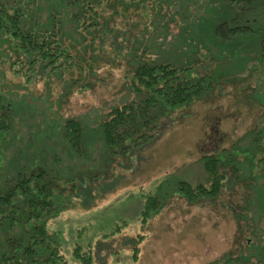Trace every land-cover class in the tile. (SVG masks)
Segmentation results:
<instances>
[{
	"label": "rangeland",
	"instance_id": "374dc122",
	"mask_svg": "<svg viewBox=\"0 0 264 264\" xmlns=\"http://www.w3.org/2000/svg\"><path fill=\"white\" fill-rule=\"evenodd\" d=\"M0 1L22 6L42 33L55 28L76 62L61 77L36 75L26 83L27 63L15 72L18 52L10 35L0 33V93L14 108L0 164L11 173L41 165L64 177L83 171L105 177L92 186L90 207L72 198L48 222L68 264H79L73 249L90 240L93 264H264V0H83L90 6L81 4L79 25L66 13L71 0ZM240 25L251 29L229 33ZM141 60L195 67L214 85L205 99L171 113L158 137L125 164L112 156L108 170L107 148L94 130L114 106L136 96L133 73ZM68 118L88 128L85 154L64 137ZM223 149L219 156L230 164L221 167L226 180L216 200L191 204L173 195L141 225L146 195H157L165 181L170 188L177 179L208 184L200 158ZM122 219L121 232L103 236ZM142 234L135 261L133 240Z\"/></svg>",
	"mask_w": 264,
	"mask_h": 264
},
{
	"label": "trees",
	"instance_id": "16d2710c",
	"mask_svg": "<svg viewBox=\"0 0 264 264\" xmlns=\"http://www.w3.org/2000/svg\"><path fill=\"white\" fill-rule=\"evenodd\" d=\"M254 1L256 0H229L233 5ZM0 2V33L10 35L18 52L16 62L12 61L15 72L22 73L21 66L23 62L27 63L26 73H23L26 83L32 82L36 75L44 76L48 81L54 76L61 77L63 70L76 63L70 51L57 37L55 28L45 29L42 33L25 18L22 6H14L12 1ZM69 3L70 11H66L67 15L77 22V25L81 24L84 14L81 4L89 7V3L87 5L83 0H71ZM72 5L81 8L73 11ZM11 9L13 13L9 11ZM94 14L98 18L97 13ZM97 18L93 19L96 25L99 24ZM105 23L109 24V21L106 20ZM248 29L251 27L247 25L234 26L229 28V33H244ZM261 46V52L264 53V35ZM77 58H82L80 53ZM134 69L132 89L136 96L121 106H114L94 130L95 136L102 138L107 148L108 170L115 162L112 156L119 155V158L125 160V164L136 149L151 144L158 137L170 122L171 113L205 99L214 85L213 77L208 72L199 73L192 66L176 67L170 63L141 60L135 64ZM13 112L11 102L5 100L0 93V145L10 134L14 121ZM87 129L79 118H68L63 125L65 139L80 154L86 153L83 141ZM225 152L226 149H223L221 152L204 154L200 158L208 175V184H192L187 180L177 179L170 188L165 185V181L157 195H146L139 211L141 225L144 226L160 213L173 195L181 196L191 204L216 200L222 193L226 180L221 173V167L225 163L230 164L219 156ZM3 157L4 153L0 149V162ZM103 180L105 177H95L84 171L64 177L41 165L20 168L11 173L6 171L1 163L0 232L2 231L4 240L0 241V264H68L65 256L60 253L58 242L51 236L48 222L66 211L72 198H78L83 207H90L94 200L92 186H101ZM234 212L238 215L235 210ZM123 222L124 219L122 225L118 224L113 232L103 236L110 238L121 232ZM144 238L145 235L142 234L133 240L132 258L135 261L139 257V244ZM82 243H77L74 247L73 260L79 264H93L92 241L86 242V246Z\"/></svg>",
	"mask_w": 264,
	"mask_h": 264
}]
</instances>
